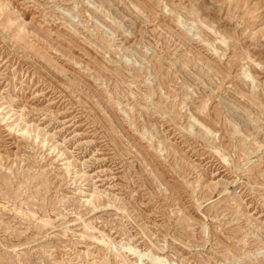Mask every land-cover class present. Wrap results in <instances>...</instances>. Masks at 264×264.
Wrapping results in <instances>:
<instances>
[{
  "label": "rangeland",
  "instance_id": "1",
  "mask_svg": "<svg viewBox=\"0 0 264 264\" xmlns=\"http://www.w3.org/2000/svg\"><path fill=\"white\" fill-rule=\"evenodd\" d=\"M0 264H264V0H0Z\"/></svg>",
  "mask_w": 264,
  "mask_h": 264
}]
</instances>
